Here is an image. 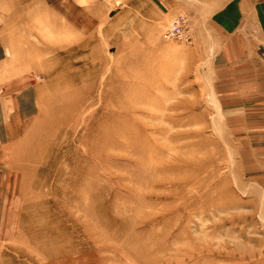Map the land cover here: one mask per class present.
<instances>
[{
    "label": "rangeland",
    "instance_id": "obj_1",
    "mask_svg": "<svg viewBox=\"0 0 264 264\" xmlns=\"http://www.w3.org/2000/svg\"><path fill=\"white\" fill-rule=\"evenodd\" d=\"M120 1L0 0V264H264L260 28Z\"/></svg>",
    "mask_w": 264,
    "mask_h": 264
},
{
    "label": "crops",
    "instance_id": "obj_2",
    "mask_svg": "<svg viewBox=\"0 0 264 264\" xmlns=\"http://www.w3.org/2000/svg\"><path fill=\"white\" fill-rule=\"evenodd\" d=\"M143 1L136 0L135 7L136 17L141 20L139 25L142 27H154L172 18L177 11H183L189 16L196 29L203 25L204 27L212 26V22L215 21L213 24L218 27L225 28L226 25L238 27L234 30L243 35L249 29L260 28L264 38V0H159L157 5L152 4L151 7L145 8H143ZM123 2L117 3L121 6ZM245 48L247 49L246 46ZM4 115L1 110L0 140L1 136L8 139L14 134L13 128L4 119Z\"/></svg>",
    "mask_w": 264,
    "mask_h": 264
},
{
    "label": "built area",
    "instance_id": "obj_3",
    "mask_svg": "<svg viewBox=\"0 0 264 264\" xmlns=\"http://www.w3.org/2000/svg\"><path fill=\"white\" fill-rule=\"evenodd\" d=\"M166 36L168 39H176L178 41L188 42L190 40V29L184 16L179 15L175 18Z\"/></svg>",
    "mask_w": 264,
    "mask_h": 264
},
{
    "label": "bare ground",
    "instance_id": "obj_4",
    "mask_svg": "<svg viewBox=\"0 0 264 264\" xmlns=\"http://www.w3.org/2000/svg\"><path fill=\"white\" fill-rule=\"evenodd\" d=\"M107 132H108V130H107Z\"/></svg>",
    "mask_w": 264,
    "mask_h": 264
}]
</instances>
